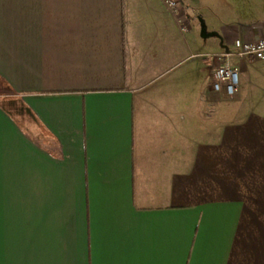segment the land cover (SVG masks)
<instances>
[{"label": "crops", "instance_id": "obj_1", "mask_svg": "<svg viewBox=\"0 0 264 264\" xmlns=\"http://www.w3.org/2000/svg\"><path fill=\"white\" fill-rule=\"evenodd\" d=\"M168 1L0 0V264H264V0Z\"/></svg>", "mask_w": 264, "mask_h": 264}, {"label": "built area", "instance_id": "obj_2", "mask_svg": "<svg viewBox=\"0 0 264 264\" xmlns=\"http://www.w3.org/2000/svg\"><path fill=\"white\" fill-rule=\"evenodd\" d=\"M169 7L175 10V2H167ZM234 52L226 53L223 58L234 55L240 59L251 58L253 60L264 62V39L254 42L244 43L240 40L234 42ZM211 91L222 94L225 98L232 99L238 93L239 88V71L236 67L231 66L228 62L218 66L211 74Z\"/></svg>", "mask_w": 264, "mask_h": 264}, {"label": "rangeland", "instance_id": "obj_3", "mask_svg": "<svg viewBox=\"0 0 264 264\" xmlns=\"http://www.w3.org/2000/svg\"><path fill=\"white\" fill-rule=\"evenodd\" d=\"M189 1H192V0H189ZM210 1H212V4H214L213 2L215 0H196L195 3H194V7L197 8L198 11H200L201 13V22H205L207 24V21H208V15H210V12H211V9H212V6L210 4ZM219 6H221V8H224V1L223 0H218V3H217ZM186 5V4H185ZM210 5V7H209ZM193 5L190 6V8L192 7ZM192 10V9H191ZM200 22V24L202 25V23ZM221 106V105H220Z\"/></svg>", "mask_w": 264, "mask_h": 264}]
</instances>
